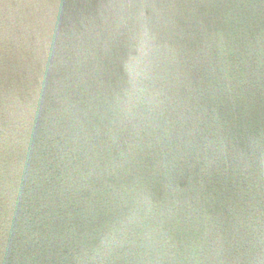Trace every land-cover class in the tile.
I'll return each mask as SVG.
<instances>
[{
    "label": "water",
    "instance_id": "obj_1",
    "mask_svg": "<svg viewBox=\"0 0 264 264\" xmlns=\"http://www.w3.org/2000/svg\"><path fill=\"white\" fill-rule=\"evenodd\" d=\"M0 264H264V0H0Z\"/></svg>",
    "mask_w": 264,
    "mask_h": 264
}]
</instances>
